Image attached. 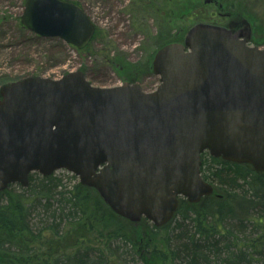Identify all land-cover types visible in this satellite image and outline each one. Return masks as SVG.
Here are the masks:
<instances>
[{"label": "water", "instance_id": "obj_1", "mask_svg": "<svg viewBox=\"0 0 264 264\" xmlns=\"http://www.w3.org/2000/svg\"><path fill=\"white\" fill-rule=\"evenodd\" d=\"M22 24L44 38L86 47L96 26L76 3L26 0ZM250 15L226 26L197 22L151 55L158 87L123 79L97 87L85 69L60 79L27 76L0 85V194L66 169L125 219L172 222L180 197L221 199L201 174V155L264 173V35L249 46ZM264 34V33H263Z\"/></svg>", "mask_w": 264, "mask_h": 264}, {"label": "trees", "instance_id": "obj_2", "mask_svg": "<svg viewBox=\"0 0 264 264\" xmlns=\"http://www.w3.org/2000/svg\"><path fill=\"white\" fill-rule=\"evenodd\" d=\"M193 10L187 6L185 12L172 17H187ZM169 31L171 35L172 28ZM179 34L158 38L175 41L181 39ZM95 38L96 34L92 42ZM103 62L113 66L118 60ZM126 71L138 79L145 70L126 65ZM204 159L209 160L207 154H203ZM211 161L216 167L208 168L205 174L202 166L203 177L217 184L222 198L212 196L200 205L182 199V223L157 228L145 220L139 238L93 190L76 184L72 190L58 192L63 184L53 176L34 186L36 174H32L30 187L22 193H14L12 187L0 195V264H122L124 256L143 264H264V174L247 165L215 158ZM54 190L60 196V212L55 215L53 210L48 218L51 223L35 228L33 215L42 216L38 208L51 212ZM248 227L251 234L242 236ZM72 233L75 243L66 240ZM55 238L66 243L51 252Z\"/></svg>", "mask_w": 264, "mask_h": 264}, {"label": "rangeland", "instance_id": "obj_3", "mask_svg": "<svg viewBox=\"0 0 264 264\" xmlns=\"http://www.w3.org/2000/svg\"><path fill=\"white\" fill-rule=\"evenodd\" d=\"M67 1L81 6L96 25V38L83 50H77L59 38L39 37L23 27L21 16L24 13L25 0H0V85L32 75L59 79L67 72L82 68L86 69L87 79L94 86L120 85L122 75L119 71L126 74L121 70L126 65L147 71L146 58H149L152 51L161 44L159 43L161 39L159 40L158 37L164 38V35H169L171 28L173 33L169 35L170 37L175 35L180 28L189 27L197 21L218 22L217 18L211 16L212 11L208 7L203 6L202 10L199 8V0ZM235 1L241 4L239 8H245V11L255 15L253 16L255 25H258L259 29L262 26L264 28V0ZM187 6L195 8L190 15L187 17L182 15L181 18L172 17L179 12H185ZM107 59L118 60L117 64L115 63L116 67L107 66L103 62ZM139 84L145 91L151 92L158 86L159 78L148 74L140 79ZM208 159V161L203 160L202 169L205 174L208 168L216 167L209 155ZM36 174L34 186L43 178L40 174ZM52 176L63 184L62 187L56 189L58 192L72 190L74 185L79 184V177L66 170H59ZM211 183L217 185L215 182L211 181ZM12 187V191L16 194L25 190L18 184ZM56 190H54L56 199L52 201L51 212L45 213L42 208H38L42 216L33 215L31 223L35 228H41L46 223L50 224L48 218L51 213L55 212L57 215L59 209L57 200L60 196ZM220 194L223 193L220 191ZM2 203H7V200H3ZM177 223H182L180 215L171 223L172 227H176ZM63 227L65 225L61 228ZM250 228L248 227V232L242 236H249ZM188 229L191 230V223ZM73 235L74 233L71 234V239L68 236L66 240L75 243ZM161 235L165 237V233ZM66 240L55 238L49 251L62 249ZM120 262L122 264H143L141 262L132 263L131 258L126 256L122 257Z\"/></svg>", "mask_w": 264, "mask_h": 264}, {"label": "flooded vegetation", "instance_id": "obj_4", "mask_svg": "<svg viewBox=\"0 0 264 264\" xmlns=\"http://www.w3.org/2000/svg\"><path fill=\"white\" fill-rule=\"evenodd\" d=\"M198 3H199V5H203L204 7H208L212 11L211 16L213 18H217L218 23L222 24V25L228 24L231 19L235 18V15L237 13L234 14V11H235V9H240L239 5H241L239 2L237 3L235 0H199ZM214 10H215V13H214ZM237 16H239V15H237ZM253 37H254V35H253ZM123 70H125L124 67L122 68V71ZM126 72H127L126 73L127 77L130 78V76H131L130 73L132 71H126Z\"/></svg>", "mask_w": 264, "mask_h": 264}]
</instances>
